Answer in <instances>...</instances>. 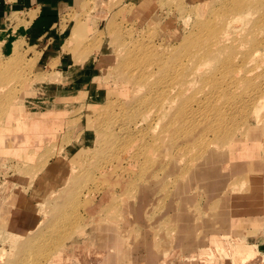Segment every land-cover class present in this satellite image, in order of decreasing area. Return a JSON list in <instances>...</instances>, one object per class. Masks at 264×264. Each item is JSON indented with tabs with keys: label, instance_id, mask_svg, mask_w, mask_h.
<instances>
[{
	"label": "rangeland",
	"instance_id": "rangeland-1",
	"mask_svg": "<svg viewBox=\"0 0 264 264\" xmlns=\"http://www.w3.org/2000/svg\"><path fill=\"white\" fill-rule=\"evenodd\" d=\"M253 1L71 0L52 42L68 68L3 32L0 264H199L213 234L260 252L264 0Z\"/></svg>",
	"mask_w": 264,
	"mask_h": 264
},
{
	"label": "crops",
	"instance_id": "crops-1",
	"mask_svg": "<svg viewBox=\"0 0 264 264\" xmlns=\"http://www.w3.org/2000/svg\"><path fill=\"white\" fill-rule=\"evenodd\" d=\"M70 1L71 0H0V33H2L0 34V38L1 36L6 35L3 32H6L10 25H12V28L15 27V30L11 29V35L14 36V32H16L18 37L24 38L25 41L28 44H32L33 47H38L39 45L43 46L41 53L45 55L47 63L54 58H58L56 67H62L65 65L67 68L71 67L73 64H69L70 66L67 65L64 57L53 55L55 47L52 45L54 38H57V34L53 30L57 24L59 13L64 9L63 7L69 5ZM16 14H21V16H23L22 20H25L27 25H18V23L16 24V21H11L10 19ZM30 14L32 15V18L29 16ZM10 21L12 23H10ZM6 25L7 28H5ZM7 36L8 34L6 37ZM2 43H5L4 39L2 40ZM8 51L10 52V46L8 47ZM262 212L264 215V208ZM229 238L228 234H213L209 236L207 245H210L211 241H215L216 243L220 242L224 244L223 248L228 250L231 246L238 243L255 253V257L259 258V264H264V241L260 244L262 247L259 252L254 244L250 245L248 243H243L239 238H236L235 240ZM207 248V246L201 247L198 251ZM196 254L194 255V260H197ZM219 258L229 261V264H233L232 258L230 257L219 256ZM211 262V260H207V264H210Z\"/></svg>",
	"mask_w": 264,
	"mask_h": 264
},
{
	"label": "bare ground",
	"instance_id": "bare-ground-1",
	"mask_svg": "<svg viewBox=\"0 0 264 264\" xmlns=\"http://www.w3.org/2000/svg\"><path fill=\"white\" fill-rule=\"evenodd\" d=\"M128 0H126V3H127ZM131 3H139L138 5H143L145 3L146 0H129ZM192 1V0H191ZM148 2V0H147ZM150 3V1H149ZM148 3V4H149ZM257 3H258V0L257 1H253L252 2V7H256L257 6ZM261 4V3H260ZM136 6V9H137V13L135 14L136 17L138 19H140V15L139 13L141 12L140 7L139 6ZM262 5V4H261ZM145 6V5H144ZM139 7V8H138ZM255 10H257V8H255ZM146 11V10H145ZM142 13V12H141ZM145 13V12H144ZM144 16V15H143ZM52 66V65H51ZM60 150V149H59ZM206 169V168H205ZM194 174V173H193ZM194 179V178H193ZM155 193V192H154ZM263 204H264V201H263ZM244 221V220H243ZM188 230V229H187ZM223 243H216L215 241H211L210 242V245H207V249H202V250H199L196 254V257H197V260L199 261L198 263L199 264H207V260H211L213 261V259L217 258V257H221V256H226L228 257L229 255L232 257V260L234 262V264H239L241 262H246L248 261L249 259L251 258H254L255 256V253H253L252 251H250L249 249H247L246 247L244 246H241L240 244L236 243L235 246H231V250H225L223 248ZM213 248V249H212ZM174 255H171L170 256V259H173ZM165 260V261H164ZM164 264H171L170 261H167L166 262V259H164ZM162 264V263H160Z\"/></svg>",
	"mask_w": 264,
	"mask_h": 264
}]
</instances>
